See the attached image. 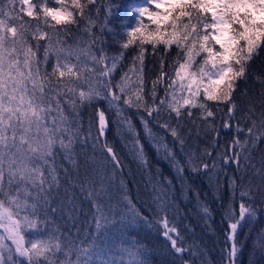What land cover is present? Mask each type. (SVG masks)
<instances>
[{
  "label": "snow or ice",
  "instance_id": "6c2138e0",
  "mask_svg": "<svg viewBox=\"0 0 264 264\" xmlns=\"http://www.w3.org/2000/svg\"><path fill=\"white\" fill-rule=\"evenodd\" d=\"M96 2L20 0L19 11L31 18L25 21L5 11L0 0V229L7 233L0 235V264H146L144 249L137 244L119 250L128 255L127 261L104 258L109 249L100 247L98 238L107 236L101 230L109 223L114 189H119L126 210L122 223H143L155 229L181 264H192L185 255L196 254V245L188 238L193 229L182 223L186 216L176 203V189L197 201L200 194L185 183V173L206 175L217 191L224 188L229 199L221 205L227 223L221 264H236L242 247L239 233L257 215V196L264 205V157L257 166L252 155L256 144L264 141V99L257 113L255 104L240 109L233 96L237 81L246 78L250 62L264 48V0H143L130 6L134 23L126 21L125 31L113 33L119 37L114 54L91 32ZM14 3L7 0L9 9ZM145 18L154 27L146 26ZM81 25L91 39L75 57L79 62L83 53L91 66L73 64L68 59L74 54L72 46H66L63 39L72 26ZM148 45L158 58L150 87L145 81ZM173 48L175 56L166 67ZM41 49L43 56L38 58ZM61 53L65 54L63 61ZM50 55L55 60L51 71ZM85 106L93 109L88 135H83L79 119ZM219 113H224L222 127L235 129L232 140L216 158L208 148L193 151L188 145L192 129L187 125L205 134L211 129L217 140ZM133 116L152 141L150 146L179 180L177 185L157 169L151 202L132 198L123 179L120 154L107 139H101L113 127L118 133L122 130L136 146V159L146 165ZM150 124L162 134L154 133ZM89 139L94 149L99 146L103 164L81 177L76 146ZM229 165L236 169L231 176L226 172ZM222 174L227 177L223 182ZM249 175L259 176L261 183L245 180ZM62 187L70 212L83 211L76 203L77 191L92 206L95 235L81 237L79 230L66 235L56 228L46 239L33 238L26 246L25 232L36 230L39 236L40 225L54 223L49 215L62 210L55 206ZM197 211L206 224L212 220L206 203L201 202ZM70 218L74 220L75 215ZM260 246L264 250V235Z\"/></svg>",
  "mask_w": 264,
  "mask_h": 264
},
{
  "label": "trees",
  "instance_id": "16d2710c",
  "mask_svg": "<svg viewBox=\"0 0 264 264\" xmlns=\"http://www.w3.org/2000/svg\"><path fill=\"white\" fill-rule=\"evenodd\" d=\"M36 0H33L35 3ZM143 0H97L96 6L93 9V27L91 28L92 34L97 38H100L104 42L106 50L109 54H114L117 50L116 40L119 37L114 36L115 31H125V22L134 23V14L130 13V6L133 4H142ZM3 6L5 11L11 10L14 15L23 16L25 21L30 20L23 13H21L20 0H15L14 7L9 9L7 0H3ZM50 6H56L50 2ZM14 23V21H9ZM35 23V21H33ZM144 24L149 27H154L150 24V21L145 18ZM51 34V29H47ZM66 42V46H72L73 55L68 59L73 64L87 63L91 66L87 56L80 53V61L78 62L75 57V53H78L80 49L86 48V42L91 39L86 35L83 26H72L69 34L63 38ZM34 43V41H31ZM41 44H45V40L40 41ZM149 53L145 59V81L150 87V82L154 79L158 69V58H155L151 54V46ZM43 49L37 53L38 58H42ZM175 56V48L172 53L167 57V63H171L172 58ZM65 54L61 53V60L63 61ZM55 62L54 58L50 55L48 70L51 71V65ZM236 91L233 93L234 98L237 100L240 109H247L250 104H255L257 113L260 111V102L264 99V48L259 51V54L254 56L250 62V66L245 79L237 81ZM147 90V89H146ZM163 95V92L160 93ZM211 103V102H210ZM107 107V105H103ZM221 107H224L221 105ZM67 112V108L65 109ZM224 113H219L215 120V127L219 130L218 139L214 140L216 136L211 129L201 130L199 127H194L189 124L187 127L192 129L191 136L188 139V145L193 151L202 152L205 148H208L212 152L213 158H216L217 153L232 140L235 129H225L222 127L221 117ZM242 115V113H238ZM93 118V109L85 106L80 109L79 119L82 123L83 135H88L89 121ZM133 122L136 128L140 132V140L144 145V151L147 157V164L142 165L135 157L136 146L133 143L131 137L127 136L121 130L119 133L116 128H112L108 136L101 139H107V141L114 145L117 152L124 163V181L127 191L130 193L134 200L150 201L149 193L152 190V183L159 177L157 176V169L163 171L165 176L173 178V182L177 185L179 180L174 176V170L161 159L154 149L150 146L152 141L145 135L143 126L133 116ZM199 124V121L197 122ZM153 128L154 133H161L162 130L155 127L153 124L149 125ZM243 127V121L241 122ZM94 131V130H93ZM187 135V132L185 133ZM171 142V137H168ZM216 144L213 148L212 145ZM76 150L80 161V176L83 177L86 170L91 171L93 167H100L103 164V156L99 146L95 149L92 146V140L89 139L87 144L77 145ZM253 159L257 166L264 157V141L258 142L252 152ZM87 161V163H85ZM227 176H231L236 172V169L231 165L226 168ZM226 176L222 174V182L226 180ZM252 179L253 183L259 185V176H245L244 179ZM185 183L190 185L194 191H198L200 194L199 201L197 199L180 195L179 187L176 189L177 205L181 211L182 216H186V219L182 221L184 224L191 225L193 231L188 234L189 240L196 245V254H186L185 259L192 262V264H221V249L225 247L224 234L227 230V223L224 221L222 202L226 203L229 199L225 196L224 188L222 187L217 191L214 181H209L208 176L202 174L191 175L185 173ZM69 195H72L73 189H68ZM76 203L79 207H82V212H70L68 202L65 199V191L62 187L59 191V195L55 197L56 207L58 210L55 216L49 215V220L54 223H49L47 226L41 224L39 229V236H37L36 230L25 232V244L28 245L29 241L33 238L46 239L56 228H59L61 232L66 235L68 233L76 234L79 230L81 237L85 235H95V225L92 221V206L84 201L80 196V193H76ZM217 197H222V200H218ZM262 198L256 197L257 215L251 220L250 223L245 224L239 233V243L242 245L241 250L238 251L236 257V264H264V250L260 246V237L264 235V205L261 203ZM203 202L211 209L212 220H205L198 214L199 204ZM112 212L109 215V223L106 229H102L101 232H107V236L101 235L99 239L100 247H107L109 249V256L104 258H114L117 262L121 259L127 261L129 259L126 253L121 254V248H131L133 244L144 249L143 258L146 260V264H181V261L173 256L164 240L159 236L155 229L149 227L146 224L138 223L134 226L122 223V213L126 210L120 201L119 189L113 190V199L111 201ZM139 207V205H137ZM25 213L22 212L21 215ZM146 214V213H145ZM43 214H41L42 216ZM75 215V219L70 217ZM151 219V218H150ZM0 235L6 236L7 233L0 229ZM107 240V244H105ZM6 245H10V241L5 240ZM5 255L7 256V250L5 249ZM59 259H64L62 254H58ZM14 259H18L14 257ZM72 259H75L73 255Z\"/></svg>",
  "mask_w": 264,
  "mask_h": 264
}]
</instances>
